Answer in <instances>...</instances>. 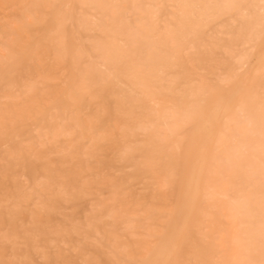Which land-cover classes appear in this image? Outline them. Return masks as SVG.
I'll use <instances>...</instances> for the list:
<instances>
[{
    "label": "rangeland",
    "instance_id": "obj_1",
    "mask_svg": "<svg viewBox=\"0 0 264 264\" xmlns=\"http://www.w3.org/2000/svg\"><path fill=\"white\" fill-rule=\"evenodd\" d=\"M42 1L43 0H0V76H2L0 77V110L3 109L4 103L7 99L3 96L4 91L8 88L6 87L7 82L10 83L11 89H13L17 93L27 89L28 85L31 83L32 79L29 77L28 72L29 69H31V67L34 65L33 61L35 63V57H33V52H35V50H44V53L47 54L48 61H51V58L53 57L52 55L57 53H60L63 57V74L55 80V84H53L51 88L63 90L64 93H60L58 99L52 101L53 104L51 103V107L49 109L44 112L37 111L34 115V118L28 121L29 130L31 128V132H26L25 137L24 134H20L19 138L24 141L29 139L30 137L36 136H38L36 138L40 137L43 140H48L55 136L59 139H63L62 135L57 134L58 132H61L66 127H68V124L70 123V111L65 108V99L67 96L66 93L77 81V78L79 77L78 73L81 74L84 69L89 67L94 68L95 71L91 73L92 82L89 87V95H87V98L89 96H95L96 98L104 99L106 103L111 104V100H115V98L118 97L116 93L114 94V90L117 91L119 90V88H124L126 89V92H129V94H131V98H125L126 100H124L126 103L131 104V112L129 114V119H126L125 121H122L120 125L113 127V131L115 134L113 149L115 150H113V154L109 153V157L107 156L112 165H114L112 170L113 179L115 180V182L113 180V189L101 187L98 189L99 191L97 189L96 191H89L86 194L83 202H80V205L79 203L78 205L74 203L72 204L71 201L61 202L58 205L60 210L57 209L58 214L55 215L56 219L58 217V220L54 219V216H51V218H48L47 220L53 227L56 225H54L52 222L56 223L57 227H63L64 233L62 234V237L61 235L56 236L53 233L54 237L53 235H51L48 239L50 247L45 249V251H37L31 253L29 255L30 261L33 262V264H43L42 261L44 262L45 257L47 256L51 258V264H61V262L63 261L68 262V264H83L85 260L86 262H94L91 264H96L95 262H99L100 264H120L121 260L124 261L127 259L146 260V258L150 254V251H152L155 248L157 242H159L158 239L160 240L163 232H165V230H167L168 227L176 219V208H178L177 204H179L177 201L180 200L179 197H181L182 194L181 186H183L184 183L183 182L181 185V182L184 181V179L182 178H184L183 176L187 174L192 159L197 156L199 142H201L205 135L204 132L206 127L203 126L202 120H200V118H197L199 116L197 112H202L200 113V117H202V115L206 116V112H204L203 109V103L206 102L204 103L205 105L210 101L212 102L217 97V92L220 89V86L223 84L228 89V93L226 94L227 101L230 99L232 93H236L234 95L236 96L237 93L240 92V89L247 91L248 89L254 88L257 94L259 92L261 63L258 64V62L262 61V57L264 55V41L261 40L258 23L255 26V30L250 31L248 27L245 26L246 24L243 21H235L234 18L229 17L226 10L222 8H217L214 12L215 15H202L203 17L198 13L199 9H194L187 13V17L195 21H197V19L198 21L203 20V22L199 26H196L195 29L192 28L191 30L189 28V32H186L188 28H186V30H181L183 34L186 33L185 35H183L185 37H178L177 34H171V32H168L163 28L167 22L179 17L178 11H176L175 9V4L178 0H175V2H172L173 0H136L138 3L135 0H91L90 2L85 3L81 0H48V4L42 3L44 6H42L41 4ZM94 1L95 3H93ZM153 1L154 3H152ZM210 1L212 2V4H224L228 2V0H185V2L190 4H206L211 3ZM257 1L258 0H245V2L255 3ZM110 2L126 5L134 4V6L136 7H128L125 10L121 11L119 14L113 12L114 15L112 16H110L111 14L109 13L108 9L104 10L102 8H88L82 10L79 7L65 9L50 7L52 5L79 6L108 4ZM31 3H35L34 6L39 11L40 17L42 19L40 18L34 20L35 22H32L33 14L31 11H29V9H25L22 13L21 8H28ZM148 3H150L151 5ZM5 5H8V7H5ZM156 5L163 7H157L159 9L154 10L156 8ZM171 6H173L174 8H172ZM133 9H135V11ZM60 10L64 11L61 12ZM125 12L128 13L125 14ZM81 14L84 18H86L88 22L85 21V19L82 20ZM188 14L190 15V17ZM101 15H103L104 17ZM177 15L178 17L176 18ZM115 16L116 18H114ZM131 17L134 19H132ZM140 18L143 19L141 20ZM167 19H169V21ZM112 20L113 26L120 25L123 27L122 32L109 30V27L106 26V22L108 23ZM80 21L85 23H82ZM2 22H4V24ZM134 22L137 24L136 26H134ZM90 23H94L95 25L100 24V26H104L105 29H100L101 31L99 29H89L87 26ZM151 23H153L154 29L150 26ZM142 26L143 28L145 27L144 29H146V32H144L145 30L142 28ZM244 26L245 28H247L245 29ZM129 28L130 31L128 30ZM150 28L155 31L151 30ZM142 29L144 31H142ZM11 31L12 33H10ZM134 32L137 35V40L134 37ZM166 32L167 34H165ZM190 32L193 34H191ZM139 34L142 35V39L141 35ZM9 36L11 38H9ZM76 36H78V38ZM144 36L146 38H144ZM160 36L164 39L160 38ZM211 36L212 38L214 37V40L211 38ZM127 38L129 40L131 39L132 41L130 43H126L125 40H128ZM60 39L64 42L63 45L62 42L59 41ZM169 39L170 41L172 40L171 43L170 41H167ZM17 40H22L26 44V46H28L27 56L19 63H15L13 61L14 59H9L6 62L4 57L3 43H5V41H8L9 43L14 44L16 47ZM134 41H138L136 42L137 45ZM141 41H146L147 43L145 42L144 44L141 43ZM206 41L209 43H207ZM217 41L218 43H216ZM133 42L135 43V45H132ZM124 46H126V49ZM128 46H131L129 47L130 51H128ZM100 47L103 49H101ZM104 47H106L107 50ZM205 47L206 49H204ZM97 48L99 49V51H101L100 53L98 50H96ZM141 48L144 50L141 51ZM150 49L153 51V56ZM153 49H157L156 52ZM51 50L53 51L52 53ZM115 50L118 52H116ZM145 50H149V52L147 51V57V53ZM63 51L65 53V56ZM114 52H116V55H114ZM193 52L195 53L193 54ZM140 53H142L141 56H139ZM103 54H108L110 56H108V59H105L104 57L101 58V55ZM149 54L153 57L154 61L153 59L149 58ZM156 54L158 56H154ZM195 54H198V57H196ZM49 55L51 56V58ZM97 56L98 58L100 57V59H97ZM166 56L168 57V60ZM139 57L141 59H139ZM195 57L197 58L196 60ZM115 58L119 60L115 61ZM259 58H261V60L257 61L259 60ZM85 59H87V61ZM164 59L166 61H164ZM148 60L152 62H149ZM256 62L258 66H256ZM96 64L99 65V67L96 66ZM112 64L113 67H115L117 75L119 77L116 76L117 78L115 77L113 79L109 77L103 81L98 80V72L101 70V73H108L111 69ZM135 64L138 67H136ZM85 65H87L88 67ZM204 67H206L205 70L203 69ZM137 68L141 69L142 71H137ZM142 68L144 69V73ZM149 68H154V71L153 69L151 70ZM156 68L158 69V71H156ZM147 70L152 72H147ZM181 70L183 72H181ZM202 70H204V72ZM129 71H131V73H129ZM188 71H191L192 73H187ZM194 71H196V73ZM179 73L181 75H179ZM184 73L185 75H182ZM142 74H144V77ZM125 75L126 77H124ZM191 75H193V77ZM146 76L149 78H146ZM199 76L203 77L201 78ZM120 77H122L121 80H119ZM190 78H192V80ZM245 80L246 84L238 90L237 85H240V81L241 83H243L242 81ZM221 81H223V84L221 83ZM103 83L104 85H106L107 91L102 89ZM140 83H144L146 84V86H140ZM189 83H191V85ZM134 85L136 86V88ZM204 87L206 89H204V91H201ZM131 88H133L134 91H132ZM135 89L137 91H135ZM112 90L113 94L111 93ZM235 90L236 92H234ZM163 95H165L166 98H173L172 102H169L170 99H163ZM234 96L232 95V97ZM130 100H132L133 102ZM154 104L156 105L154 106ZM188 107L189 109L185 111V109H187ZM195 107L202 108L199 109ZM237 107L238 105L235 104L234 111L232 113H227L226 115H224V117L221 119V121L223 120L222 122L218 119L212 120L213 133L210 141V143H212L211 145H209L207 167L203 173L205 179L203 178L204 181H202V195L200 200L198 201L192 222L186 229L183 237V240H190L198 245L197 254L195 256H192V258L196 257L198 259L216 260L219 262L222 261L223 263L221 262V264H238L240 260L244 259V252L240 244L241 240L250 241L255 246L257 251L259 248V246L257 245L260 244V178L258 174V139L255 145L257 150L256 156L255 158H252L248 154V149L246 148L244 142L241 141L235 134L237 125L238 123H240V116L236 110ZM190 111L192 113H189ZM105 112L109 114L110 110L107 109ZM66 114L69 115L67 116ZM225 123H227V125ZM195 125L198 127H196ZM50 128L52 129L50 130ZM122 133H125L126 135ZM116 134L118 135L116 136ZM194 134L196 135L194 136ZM191 156L194 157L190 159ZM33 168L38 169L37 165H34ZM183 173L184 175H182ZM166 181L168 184L165 183V186V184L163 183ZM162 185L164 186L162 187ZM116 190L118 191V193H120V195H118L117 192L115 194ZM89 193L90 195L93 194V196H90ZM112 194L115 196L118 195L116 196L117 198L121 197L122 195L123 197H121L120 199H124L125 202H115V200H113L114 198H111L113 200L112 201L110 199ZM95 199L98 201H96ZM104 199H106L107 203ZM94 201L96 205L94 204ZM132 201L135 202L132 203ZM127 202L131 204H127ZM107 204H109V207H105V205ZM134 204L142 205H138L136 209V206ZM124 205L126 207H123ZM143 205L144 207H142ZM155 205L157 208H155ZM250 205H252V207H250ZM101 208L102 210L104 209V212H101ZM134 210L137 212H135ZM109 211L110 213L108 214ZM68 212L69 216H66L68 215ZM96 212H101L99 214V217H101L100 215L102 214L103 219L101 217L100 220H98L99 217L97 215L98 213ZM60 213L62 216L60 215ZM257 213L258 215H256ZM90 214L92 216L94 214V216L92 217ZM107 215L110 217H108ZM111 215H116L117 217L115 219H112ZM51 219H53V221ZM93 219H95L96 221ZM138 219H140L141 221ZM61 225L63 226L61 227ZM67 226L69 228V233L71 229H78L80 232L81 230H86L88 234L84 231L83 233L85 234L83 235L82 232L79 233V236L81 235V238L78 235H72L71 237V234H69L68 236V230L66 231ZM128 226H130V228ZM106 230L109 231L107 232ZM151 231L152 233H149ZM89 232H91V234ZM109 232L111 233V237L106 236L109 235ZM131 233L132 236L130 235ZM63 235L65 237H63ZM223 235L225 237H223ZM52 237L54 238V240L52 239ZM220 237L223 241L219 239ZM57 238L59 239L57 240ZM64 238H66L67 240ZM210 240L213 242V244H210ZM92 242L100 247V249H98L100 253L97 251V249H94ZM112 242L113 244H111ZM220 242H222L223 244H220ZM87 243L89 246H91L88 247ZM139 243L141 244V246ZM232 243L233 246H231ZM102 244L104 247H106L105 249ZM222 245L226 246L222 247ZM73 246L78 248L73 249ZM52 247L56 248L57 250L52 249ZM49 248H51L53 252L49 250ZM71 248L73 250H71ZM137 249L140 251V253ZM82 250L85 251L82 252ZM57 251L60 253L57 254ZM123 251L125 254L123 253ZM230 251L232 252V255ZM42 252H45L46 256ZM108 252H110V254ZM126 253L127 257H125ZM54 254H56L58 257H54L56 256ZM110 255L114 256L113 263L109 260ZM218 255L219 257H217ZM235 255H237L238 257ZM56 258H61V261H57ZM62 258L65 260H63ZM107 258L109 262L107 261ZM219 258L221 260H219ZM118 260L120 262H118Z\"/></svg>",
    "mask_w": 264,
    "mask_h": 264
},
{
    "label": "bare ground",
    "instance_id": "obj_2",
    "mask_svg": "<svg viewBox=\"0 0 264 264\" xmlns=\"http://www.w3.org/2000/svg\"><path fill=\"white\" fill-rule=\"evenodd\" d=\"M36 1V0H34ZM53 1V0H52ZM67 1V0H65ZM80 1V0H79ZM82 2H90L91 0H81ZM115 1V0H114ZM118 1V0H117ZM136 1V0H135ZM149 1V0H148ZM164 1V0H163ZM162 1V2H163ZM169 1V0H168ZM177 1V0H176ZM194 1V0H193ZM201 1V0H199ZM207 1V0H206ZM7 2V1H6ZM14 2V1H13ZM39 2V1H38ZM123 2V1H122ZM137 2V1H136ZM172 2H175L173 0ZM192 2V1H191ZM205 2V1H204ZM211 2V1H210ZM218 2V1H217ZM227 2V1H226ZM10 3V2H9ZM8 3V4H9ZM33 3V2H32ZM30 4V6H34V4ZM48 4V0H43L41 4ZM95 3V1L93 2ZM98 3V2H96ZM111 3V2H110ZM138 3V2H137ZM136 3V5H137ZM154 3V1L152 2ZM168 3V2H167ZM195 3V2H194ZM200 3V2H199ZM212 3V2H211ZM219 3V2H218ZM258 3V1L256 2ZM14 4V3H13ZM37 4V3H36ZM42 4V6H44ZM150 4V3H148ZM147 4V5H148ZM158 4V3H157ZM163 4V3H162ZM190 3L185 2V0H178L177 3L175 4V9L178 11V15L176 16L177 19L167 22L164 25V29L168 32H171V34H177L178 37L183 35V32L181 30L188 28L186 32H189V28L192 30V28L195 29L196 26H199L203 20L195 21L193 19H190L187 17V13L190 12L191 10H194L192 8H187L183 7L184 5H189ZM193 4V3H192ZM207 4V3H206ZM221 4V3H220ZM151 5V4H150ZM149 5V6H150ZM164 5V4H163ZM28 8H21L22 13L25 9H29V11L32 12L33 17H32V22L34 20L40 19V14L39 11L35 7H30ZM47 6V5H46ZM50 6V5H49ZM134 6V4H133ZM26 7V6H25ZM169 7V6H168ZM174 8L173 6H171ZM20 8V7H19ZM160 8V7H159ZM159 8H155L154 10H157ZM162 8V7H161ZM65 9V8H64ZM78 9V8H77ZM138 9V7H137ZM149 9V8H148ZM147 9V10H148ZM217 9V8H216ZM216 9H199L198 13L202 15H215V10ZM102 10V9H101ZM106 10V9H104ZM125 10V9H124ZM135 11V9H133ZM150 10V9H149ZM152 10V9H151ZM174 10V9H173ZM28 11V10H27ZM61 12L64 10H60ZM109 13L111 14L110 16L114 15L112 10H108ZM107 11V12H108ZM127 11V10H126ZM172 11V10H171ZM30 12V13H31ZM59 12V11H58ZM64 13V12H63ZM62 13V14H63ZM78 13V12H77ZM116 13V12H115ZM128 12H125V14ZM153 13V12H152ZM171 13V12H170ZM174 13V12H173ZM17 14V13H16ZM108 14V13H107ZM119 14V13H118ZM143 14V12H142ZM169 14V13H168ZM23 15V14H22ZM42 15V14H41ZM139 15V14H137ZM136 15V16H137ZM155 15V14H154ZM158 15V14H157ZM172 15V14H171ZM189 15V14H188ZM198 15V16H200ZM19 16V15H18ZM25 16V15H24ZM32 16V15H31ZM44 16V15H43ZM82 16V14H81ZM80 16V17H81ZM103 16V15H101ZM141 16V15H140ZM197 16V15H194ZM104 17V16H103ZM121 17V15H120ZM172 17V16H170ZM190 17V15H189ZM193 17V16H192ZM203 17V16H202ZM19 18V17H18ZM116 18V16L114 17ZM129 18V17H127ZM132 18V17H131ZM150 18V17H149ZM156 18V17H155ZM200 18V17H199ZM215 18V17H214ZM42 19V18H41ZM88 19V18H87ZM106 19V18H105ZM134 19V18H132ZM141 19V18H140ZM139 19V20H140ZM143 19V18H142ZM141 19V20H142ZM196 19V18H195ZM90 20V19H89ZM102 20V19H101ZM154 20V19H153ZM85 21L86 18H85ZM93 21V20H92ZM105 21V20H104ZM122 21V18H121ZM124 21V19H123ZM152 21V20H150ZM219 21V20H218ZM23 22V20H22ZM35 22V21H34ZM40 22V21H39ZM72 22V21H71ZM82 22V21H80ZM88 22V21H87ZM139 22V21H138ZM142 22V21H141ZM140 22V23H141ZM155 22V21H154ZM157 22V21H156ZM242 22V21H241ZM4 24V22H2ZM62 23V22H61ZM85 23V22H82ZM123 23V22H122ZM121 23V24H122ZM135 23V22H134ZM150 23V22H149ZM208 23V22H207ZM7 24V23H5ZM28 24V23H27ZM31 24V23H30ZM96 24V22H95ZM89 24L87 27L89 29H105L104 26ZM106 26L109 27V30L111 31H116V32H122L123 27L122 26H113V20L110 22H106ZM139 24V23H138ZM69 25V23H68ZM118 25V23H117ZM123 25V24H122ZM134 25V24H133ZM137 24L135 23L134 26ZM143 25V24H142ZM6 26V25H5ZM31 26V25H30ZM86 26V25H85ZM130 26V25H129ZM141 26V24H140ZM148 26V25H147ZM151 27L154 29L153 23L150 24ZM161 26V25H160ZM247 26V25H245ZM244 26V28H245ZM8 27V26H7ZM17 27V26H15ZM61 27V26H60ZM82 27V26H81ZM125 27V25H124ZM239 27V25H238ZM20 28V26H19ZM25 28V27H24ZM141 28V27H140ZM139 28V29H140ZM143 28V26H142ZM145 28V27H144ZM143 28V29H144ZM198 28V27H197ZM243 28V29H244ZM247 28V27H246ZM245 28V29H246ZM11 29V28H9ZM14 29V27H13ZM87 29V28H86ZM142 31L146 32V29ZM151 29V28H150ZM149 29V30H150ZM151 29V30H153ZM199 29V28H198ZM240 29V28H239ZM5 30V29H4ZM70 30V29H69ZM130 31V28L128 29ZM157 30V29H156ZM10 31V30H8ZM15 31V30H14ZM24 31V30H23ZM101 31V30H100ZM133 31V30H132ZM155 31V30H153ZM163 31V30H162ZM236 31V30H235ZM242 31V30H241ZM17 32V31H16ZM138 32V31H137ZM151 32V31H149ZM4 33V32H3ZM2 33V34H3ZM12 33V31L10 32ZM126 33V32H125ZM135 33V32H134ZM139 33V32H138ZM142 33V32H141ZM191 33V32H190ZM1 34V33H0ZM76 34V31H75ZM127 34V33H126ZM129 34V33H128ZM132 34V32H131ZM148 34V33H146ZM167 34V32L165 33ZM164 34V35H165ZM170 34V33H169ZM193 34V33H191ZM5 35V34H4ZM8 35V34H7ZM58 35V34H57ZM141 35V34H139ZM138 35V37H139ZM158 35V34H157ZM162 35V34H161ZM176 35V36H177ZM1 36V35H0ZM84 36V35H83ZM134 36V34H133ZM136 33H135V39L136 38ZM188 36V35H187ZM14 37V36H13ZM12 37V38H13ZM24 37V36H23ZM57 37V36H56ZM78 38V36H76ZM128 37V36H127ZM154 37V36H153ZM168 37V36H167ZM172 37V36H171ZM181 37V38H182ZM197 37V36H196ZM210 37V36H208ZM9 38H11L9 36ZM8 38V39H9ZM144 38H146L144 36ZM160 38H163L160 36ZM173 38V37H172ZM187 38V37H186ZM191 38V37H190ZM212 38V36H211ZM214 38V37H213ZM212 38V39H213ZM19 39V38H18ZM101 39V38H100ZM112 39V38H110ZM128 39V38H127ZM142 39V35H141ZM158 39V38H157ZM164 39V38H163ZM171 39V38H170ZM167 40V41H170ZM180 39V38H179ZM185 39V38H184ZM183 39V40H184ZM192 39V38H191ZM197 39V38H196ZM211 39V40H212ZM10 40V39H9ZM108 40V38H107ZM116 40V39H115ZM114 40V43H115ZM145 40V39H144ZM143 40V41H144ZM174 40V39H173ZM205 40V39H204ZM214 40V39H213ZM219 40V39H217ZM234 40V38H233ZM61 41V39L59 40ZM110 41V40H109ZM118 41V40H117ZM132 40L128 39L125 40L126 43H130ZM162 41V40H161ZM166 41V43H167ZM172 41V40H171ZM170 41V43H171ZM186 41V40H185ZM184 41V42H185ZM216 41V39H215ZM11 42V41H10ZM13 42V41H12ZM62 45L64 44L63 41ZM113 42V41H111ZM135 42V41H134ZM133 42V43H134ZM138 42V41H136ZM135 42V43H136ZM140 42V41H139ZM146 42V41H145ZM142 42L141 43H144ZM164 42V41H163ZM162 42V43H163ZM200 42V41H199ZM207 42V41H206ZM102 43V42H101ZM111 43V44H114ZM132 45H135V43ZM147 43V42H146ZM158 43V42H157ZM204 43V42H203ZM209 43V42H207ZM218 43V41L216 42ZM263 43V42H262ZM4 44V43H3ZM104 44V43H103ZM100 44V45H103ZM223 44V43H222ZM137 45V43H136ZM152 45V44H151ZM160 45V44H159ZM215 45V44H213ZM221 45V44H219ZM240 45V44H239ZM50 46V45H48ZM92 46V45H91ZM106 46V45H104ZM109 46V44H108ZM107 46V47H108ZM145 46V45H144ZM203 46V44H202ZM223 46V45H222ZM221 46V47H222ZM58 47V46H56ZM54 47V48H56ZM97 47V45H96ZM126 49V46H124ZM123 47V48H124ZM128 46V51H130ZM133 47V46H132ZM136 47V46H135ZM140 47V46H139ZM152 47V46H151ZM155 47V45H154ZM207 47V46H206ZM206 47L204 49H206ZM219 47V46H216ZM264 47V46H263ZM17 52L15 59L13 60L15 63H19L21 60H23L27 56V49L28 46L22 41V40H17L16 41V47ZM101 48V47H100ZM106 48V47H104ZM114 48V47H113ZM120 48V47H118ZM144 48V47H142ZM141 48V49H142ZM147 48V47H146ZM175 48V47H174ZM45 49V48H44ZM103 49V48H101ZM110 49V48H108ZM112 49V47H111ZM122 49V48H121ZM132 49V48H131ZM139 49V50H141ZM148 49V48H147ZM155 49V48H154ZM153 49V50H154ZM203 49V48H202ZM217 49V48H216ZM264 49V48H263ZM262 49V50H263ZM48 50V49H47ZM50 50V49H49ZM96 50L99 51L97 48ZM107 50V48H106ZM118 50V49H117ZM123 50V49H122ZM142 49L141 51H143ZM151 50V49H150ZM157 50V49H156ZM156 50H154L156 52ZM221 50V49H220ZM89 51V49H88ZM92 51V50H91ZM95 51V49H94ZM109 51V50H108ZM116 51V50H115ZM124 51V50H123ZM126 51V52H128ZM146 51V50H145ZM149 52V50H147ZM146 51V57L148 56V52ZM152 51V50H151ZM204 51V50H203ZM207 51V50H206ZM210 51V50H209ZM53 51L51 50V53ZM57 52V51H56ZM83 52V51H82ZM101 51H99L100 53ZM106 52V51H105ZM104 52V53H105ZM118 52V51H116ZM116 52H114L116 55ZM154 52V53H155ZM159 52V51H158ZM196 52V51H195ZM193 52V54L195 53ZM205 52V51H204ZM261 52V51H259ZM64 53V51H63ZM81 53V52H80ZM93 53V52H92ZM107 53V52H106ZM121 53V52H119ZM130 53V52H129ZM225 53V52H224ZM263 53V52H262ZM84 54V53H82ZM89 54V53H88ZM94 54V53H93ZM110 54V53H109ZM126 54V53H125ZM133 54V53H132ZM143 54V55H145ZM160 54V53H159ZM162 54V53H161ZM204 54V53H203ZM207 54V52H206ZM214 54V53H213ZM119 55V54H118ZM134 55V54H133ZM142 53H140L139 56H141ZM150 55V54H149ZM196 57H198V54H195ZM50 56V55H49ZM53 57L50 58L52 59L51 61H48L47 59V54L44 53V50H35L33 52V57H35V63L33 61V66L31 69H29L28 75L32 79L31 83L28 85L27 89H25L22 92H15L13 89H11L10 83L7 82L6 87L7 90L4 91L3 96L6 97V101L4 103V107L2 110H0V259H5V258H11V257H6L5 251H6V245L4 243V240L2 237L4 234H8L10 239L13 241L12 244L7 245V251L12 252L13 247L16 249V258H22L30 261L29 255L33 252L37 251H45L48 247H50L48 239L51 235L54 234L56 236L62 237L63 232V225H61L62 228L57 227V224L52 222L56 226H52L49 221L47 220L48 218H51V216H54V219H56V214H58L59 207L58 205L61 202H67L71 201L73 204H77L85 199L86 194L89 191L98 190L101 187H107L113 189V166L111 161L107 158L109 157V153H112L113 150V142H114V131L113 127L120 125L122 121H125L126 119H129L130 112H131V104L126 103L124 100L125 98H131V94L129 92H126V89L124 88H119V90H114V94L118 95L115 100H111V104H108L104 101V99H99L96 98L95 96H89L87 98V95H89V87L92 82L91 80V73L94 72V68L89 67L84 69V71L79 74V77L77 78V81L73 84V86L69 89V91L66 93V99H65V108L70 111V123L68 124V127H64L65 129L61 132H58L57 135H62L63 139H59L56 136L48 139V140H43L40 137H30L27 140H21L19 138L20 134H24L30 131L29 126H28V121L34 118V115L37 111H46L51 107V103L53 104L52 101H55L58 99V96L60 93H64L63 90H59L57 88H51L53 84H55V80L63 74V57L60 53L52 55ZM65 56V53H64ZM88 56V55H87ZM108 54H103L101 55V58L104 57L105 59H108ZM112 56V55H111ZM128 56V54H127ZM137 56V55H136ZM152 56H153V51H152ZM151 55L149 56L150 59H153ZM154 56H158L157 54ZM160 56V55H159ZM89 57V56H88ZM119 57V56H118ZM123 57V56H122ZM126 57V56H125ZM152 57V58H151ZM167 57V56H166ZM165 57V58H166ZM173 57V55H172ZM194 57V55H193ZM195 57V60L197 59ZM264 57V55H263ZM262 57V58H263ZM79 58V57H77ZM83 58V57H82ZM111 58V57H110ZM137 58V57H135ZM145 58V57H142ZM148 58V59H149ZM155 58V57H154ZM163 58V56H162ZM210 58V57H209ZM217 58V57H216ZM1 59V58H0ZM88 59V58H87ZM87 59H85L87 61ZM97 59H100V57ZM121 59V58H120ZM139 59H141L139 57ZM159 59V58H156ZM161 59V58H160ZM190 59V57H189ZM82 60V59H81ZM119 59L115 58V61ZM168 60V57H167ZM194 60V59H193ZM261 58H259L260 61ZM32 61V60H31ZM78 61V60H77ZM102 61V60H101ZM122 61V60H121ZM137 61V60H136ZM139 61V60H138ZM149 61V60H148ZM154 61V59H153ZM164 61H166L164 59ZM191 61V59H190ZM123 62V61H122ZM143 62V61H142ZM145 62V61H144ZM152 62V61H149ZM148 62V63H149ZM163 62V61H162ZM75 63V62H74ZM73 63V64H74ZM78 63V62H77ZM120 63V62H119ZM140 63V62H139ZM160 63V60H159ZM231 63V62H230ZM258 62V64H260ZM5 64V63H4ZM92 64V63H91ZM152 64V63H151ZM29 65V64H28ZM88 65V63H87ZM85 65V66H87ZM147 65V64H146ZM149 65V64H148ZM235 65V64H234ZM5 66V65H4ZM84 66V67H85ZM96 66L99 67V65L96 64ZM136 66V64H135ZM208 66V65H207ZM256 66L257 62H256ZM255 66V67H256ZM88 67V66H87ZM138 67V66H136ZM142 67V66H141ZM144 67V66H143ZM147 67V66H146ZM4 68V67H3ZM131 68V67H130ZM206 67L203 69L205 70ZM5 69V68H4ZM65 69V68H64ZM80 69V68H79ZM126 69V68H125ZM143 69V68H142ZM151 69V68H149ZM154 71V68H152ZM151 69V70H152ZM157 69V68H156ZM7 70V69H6ZM24 70V69H23ZM133 70V67H132ZM136 70V69H134ZM141 70L137 68V71ZM146 70V69H145ZM164 70V69H163ZM188 70V69H186ZM197 70V66H196ZM204 70H202L204 72ZM22 71V70H21ZM101 71V70H100ZM98 72L97 78L100 81L105 80L106 78H115L117 75L115 67H113V64L111 65V69L109 70L108 73L104 74L101 72ZM103 71V69H102ZM142 71V70H141ZM140 71V72H141ZM158 71V69L156 70ZM162 71V70H161ZM184 71V69H183ZM181 70V72H183ZM26 72V71H25ZM78 72V70H77ZM147 72H152L148 71ZM191 71H188L189 73ZM193 72V70H192ZM191 72V73H192ZM196 73V71H194ZM207 72V71H206ZM97 73V72H96ZM95 73V74H96ZM131 73V71H129ZM142 73V72H141ZM144 73V69H143ZM199 73V72H198ZM201 73V72H200ZM7 74V73H6ZM26 74V73H25ZM134 74V73H133ZM139 74V73H137ZM149 74V73H147ZM146 74V75H147ZM153 74V73H152ZM157 74V73H156ZM11 75V74H10ZM27 75V76H28ZM141 75V74H139ZM144 77V74H142ZM169 75V74H168ZM177 75V74H176ZM179 75H181L179 73ZM178 75V76H179ZM182 75H185L182 74ZM205 75V74H204ZM203 75V76H204ZM135 76V75H133ZM153 76V75H152ZM193 77V75H191ZM199 76V77H203ZM2 77V76H0ZM116 77V78H117ZM126 77V75L124 76ZM157 77V76H156ZM171 77V76H170ZM182 77V76H181ZM250 77V76H249ZM122 77H120L119 80H121ZM141 78V77H139ZM146 78H149L146 76ZM164 78V77H163ZM180 78V77H179ZM188 78V77H187ZM230 78V77H229ZM151 79V78H150ZM149 79V80H150ZM174 79V78H173ZM177 79V78H176ZM192 80V78H190ZM245 79V78H244ZM251 79V78H250ZM23 80V79H22ZM109 80V79H108ZM123 80V79H122ZM135 80V78H134ZM133 80V81H134ZM145 80V79H144ZM185 80V79H184ZM253 80V79H252ZM141 81V80H140ZM166 81V80H165ZM172 81V78H171ZM175 81V80H174ZM74 82V81H73ZM240 81V85L238 84V90L242 88L246 84V80ZM135 83V82H134ZM133 83V84H134ZM148 83V82H147ZM171 83V82H170ZM177 83V82H175ZM220 83V82H219ZM164 84V83H163ZM180 84V83H179ZM188 84V83H187ZM191 85V83H189ZM223 84V83H222ZM117 85V84H116ZM140 86H146L144 83H140ZM184 85V84H183ZM193 85V84H192ZM196 85V84H195ZM202 85V84H201ZM59 86V85H58ZM93 86V85H92ZM135 86V85H134ZM165 86V85H164ZM173 86V85H172ZM182 86V85H181ZM139 87V86H138ZM207 87V86H205ZM203 88L204 89L206 88ZM2 88V87H1ZM64 88V87H63ZM136 88V86H135ZM140 88V87H139ZM184 88V87H183ZM188 88V87H187ZM200 88V87H199ZM16 89V88H15ZM103 90H106V85L102 86ZM117 89V87H116ZM143 89V87H142ZM177 89V88H176ZM190 89V88H189ZM194 89V88H193ZM237 89V88H236ZM245 89V88H244ZM113 90L111 93L113 94ZM132 91L133 88H131ZM243 90V89H240ZM1 91V90H0ZM107 91V90H106ZM135 91H137L135 89ZM144 91V90H143ZM189 91V90H188ZM165 92V91H164ZM187 92V90H186ZM195 92V91H193ZM191 92V93H193ZM236 92V90L234 91ZM1 93V92H0ZM203 93V92H201ZM228 93V89L225 87V85H221L220 89L217 92V97L211 102L207 103L204 105L203 103V109L204 112H206V116L202 115L197 118H200L202 120L203 126L206 127L205 132H204V138L199 142L198 146V154L196 157L192 159L190 168L187 172V174L184 175L182 179L184 181L181 182V185L183 183V186H181L182 189V194L181 197H179V201H177L179 204L177 209V214H176V219L175 221L163 232V235H161L160 240L158 239L159 242H157L155 248L150 251V254L146 258L148 261H154V260H163V259H168V251L170 249V246L177 240H183L184 234L188 226L191 224L194 212L197 208L198 201L201 198L202 195V181L203 178V173L207 167V160L209 156V145H211V137H212V120L213 119H218L221 121V119L226 115L227 113H232L235 109V104L233 103V97L235 94L232 93L230 99L227 101L226 100V94ZM144 94V93H143ZM101 96V95H100ZM169 96V95H168ZM163 99L169 100L170 98H166L165 95H163ZM161 97V99H162ZM2 99V98H1ZM136 99V98H135ZM154 99V98H153ZM157 99V97H156ZM4 100V99H3ZM134 100V99H133ZM145 100V98H144ZM173 98L169 100V102H172ZM175 100V99H174ZM132 101V100H130ZM152 101V100H151ZM133 102V101H132ZM138 102V101H137ZM149 102V101H148ZM168 102V103H169ZM177 102V101H176ZM57 103V102H56ZM114 103V104H113ZM146 103V102H145ZM167 103V104H168ZM174 103V102H173ZM201 103V102H200ZM157 104V103H156ZM154 104V106L156 105ZM141 105V104H140ZM158 105V104H157ZM168 106V105H167ZM134 107V106H133ZM140 107V106H139ZM175 107V106H174ZM177 107V106H176ZM61 108V107H60ZM149 108V106H148ZM199 108V107H195ZM194 108V110H195ZM200 107L199 109H201ZM109 109L110 112L109 114L106 113L105 111ZM145 109V108H143ZM189 107L186 110H188ZM134 110V109H133ZM182 110V109H179ZM63 111V110H61ZM178 111V110H177ZM184 111V112H185ZM201 111V110H200ZM136 112V111H135ZM134 112V113H135ZM174 112V111H173ZM188 112V111H187ZM177 113V112H176ZM186 113V112H185ZM184 113V114H185ZM189 113H192L191 111ZM196 113V112H195ZM194 113V116H195ZM48 114V112H47ZM67 116L69 114H66ZM51 116V114H50ZM189 116V115H188ZM56 117V116H54ZM52 117V118H54ZM50 118V117H49ZM58 118V117H57ZM48 119V117H47ZM57 120V119H56ZM167 120V119H166ZM171 120V119H170ZM188 120V119H187ZM69 121V120H68ZM173 121V120H172ZM219 121V122H220ZM223 121V120H222ZM221 121V122H222ZM54 122V121H53ZM171 122V121H170ZM198 122V121H197ZM196 123V122H195ZM199 123V122H198ZM197 123V124H198ZM66 124V122H65ZM227 125V123H225ZM230 124V123H229ZM228 124V125H229ZM51 126V125H50ZM196 126V125H195ZM225 126V125H224ZM231 126V125H230ZM40 127V125H39ZM122 127V126H121ZM198 127V126H196ZM195 127V128H196ZM102 128V129H99ZM117 128V127H116ZM52 128H50L51 130ZM170 129V128H169ZM193 129V128H192ZM215 129V128H214ZM36 130V129H35ZM115 130V129H114ZM129 130V129H128ZM199 130V129H198ZM59 131V130H58ZM31 132V131H30ZM36 132V131H35ZM41 132V131H40ZM122 132V131H120ZM219 132V131H218ZM46 133V132H45ZM132 133V132H131ZM171 133V132H170ZM217 133V131H216ZM38 134V133H37ZM120 134V133H119ZM125 134V133H122ZM121 134V135H122ZM202 134V133H201ZM118 134H116L117 136ZM120 135V136H121ZM126 135V134H125ZM196 134H194L195 136ZM61 136V137H62ZM115 136V137H116ZM123 136V135H122ZM128 136V135H127ZM171 136V135H170ZM193 136V137H194ZM199 136V135H198ZM214 137V136H213ZM48 138V137H47ZM201 138V137H200ZM125 139V138H124ZM190 139V138H189ZM186 140V139H185ZM199 140V138H198ZM24 141V142H23ZM196 141V140H195ZM63 142V143H61ZM116 142V141H115ZM168 142V141H166ZM197 143V142H196ZM191 144V143H190ZM187 145V144H186ZM116 146V145H115ZM218 148V147H217ZM197 150V149H196ZM145 151V150H144ZM197 152V151H196ZM113 154V153H112ZM196 155V154H195ZM96 156V158H95ZM111 156V155H110ZM138 158V157H137ZM147 158V157H146ZM113 162V161H112ZM189 162V161H188ZM187 162V163H188ZM130 163V162H129ZM34 165H37L38 169H34ZM134 165V164H133ZM187 165V164H186ZM186 168V167H185ZM212 168V167H211ZM183 170V168H182ZM184 172V170H183ZM234 172V171H233ZM177 174V173H176ZM172 176V175H171ZM151 179V178H150ZM115 182V180H114ZM163 182V181H162ZM165 184V182L163 183ZM168 184V183H167ZM164 185H162L163 187ZM166 186V184H165ZM179 186V185H178ZM117 187V186H116ZM103 188V189H104ZM160 188V187H159ZM127 189V187H126ZM180 190V189H179ZM99 191V190H98ZM114 192V191H112ZM118 193V191H115ZM181 192V191H179ZM93 193V192H92ZM97 193V192H96ZM111 194V193H110ZM126 194V193H125ZM90 195V193H89ZM120 195V193H118ZM116 195V196H118ZM124 195V194H123ZM90 196H93L90 195ZM96 196V195H95ZM104 196V195H103ZM115 195L112 194L110 199L114 198L115 202L123 203L125 202L124 199H120L123 197L117 198ZM208 197V195H207ZM92 198V197H91ZM100 198V197H99ZM102 198V197H101ZM107 198V196H106ZM94 199V198H93ZM111 199V200H112ZM96 200V199H95ZM103 200V199H102ZM106 202V199H104ZM112 200V201H113ZM91 201V200H90ZM89 201V202H90ZM98 201V200H96ZM128 201V200H126ZM93 202V200H92ZM91 202V203H92ZM135 201H132V203ZM137 202V201H136ZM103 203V202H100ZM107 203V202H106ZM112 203V202H111ZM93 204V203H92ZM95 204V201H94ZM126 204V203H125ZM127 204H131L127 202ZM143 204V203H142ZM142 204H137V206L142 205ZM158 204V203H157ZM96 205V204H95ZM109 204L105 205V207H109ZM115 205V204H114ZM70 206V205H69ZM76 206V205H75ZM154 206V205H153ZM77 207V206H76ZM98 207V206H97ZM123 207H126L125 205ZM144 207V205L142 206ZM159 207V205H158ZM100 208V207H99ZM97 208V209H99ZM120 208V207H119ZM133 208V207H132ZM155 208L156 205H155ZM257 208V207H256ZM96 209V208H95ZM60 210V209H59ZM104 210V209H103ZM101 208V212H104ZM97 211V210H96ZM106 211V210H105ZM126 211V210H125ZM135 211V210H134ZM144 211V210H143ZM95 212V211H94ZM100 212V213H101ZM127 212V211H126ZM137 212V211H135ZM259 212V211H258ZM98 213V212H96ZM98 213V217L99 214ZM110 211L108 212V214ZM112 213V212H111ZM123 213V212H122ZM132 213V212H131ZM139 213V212H138ZM141 213V212H140ZM69 216V212L67 213ZM73 214V213H72ZM106 214V213H105ZM114 214V213H113ZM142 214V213H141ZM61 215V213H60ZM59 215V216H60ZM64 215V214H63ZM91 215V214H90ZM96 215V216H97ZM119 215V213H118ZM130 215V214H129ZM134 215V214H133ZM136 215V214H135ZM145 215V214H144ZM200 215V214H199ZM258 215V213L256 214ZM62 216V215H61ZM71 216V214H70ZM73 216V215H72ZM92 216V215H91ZM94 216V214H93ZM92 216V217H93ZM102 217V214L100 215ZM108 216V215H107ZM140 216V215H139ZM98 220H100V218ZM106 217V216H105ZM110 217V216H108ZM117 216L116 215H111L112 219H115ZM119 217V216H118ZM123 217V216H122ZM121 217V218H122ZM143 217V216H142ZM53 218V217H52ZM138 218V217H137ZM145 218V217H144ZM88 219V218H87ZM103 219V217H102ZM110 219V218H108ZM127 219V218H126ZM53 221V219H51ZM58 220V217L57 219ZM61 220V219H60ZM83 220V219H82ZM95 220V219H93ZM140 220V219H138ZM96 221V220H95ZM111 221V220H110ZM109 221V222H110ZM116 221V220H115ZM118 221V220H117ZM141 221V220H140ZM61 222V221H60ZM59 222V223H60ZM90 222V221H89ZM112 222V221H111ZM128 222V221H127ZM66 223V222H65ZM114 223V222H113ZM198 223V222H197ZM61 224V223H60ZM59 224V225H60ZM58 225V226H59ZM67 225V224H66ZM213 225V224H212ZM215 226V225H214ZM213 226V227H214ZM130 228V226H128ZM137 227V226H136ZM194 227V226H193ZM68 226L66 227V231L68 230L67 235L71 234L72 235H78L79 233L82 232V235L85 234L83 233L86 230H81V232L78 229H71L69 233V228ZM93 228V227H92ZM127 228V227H126ZM132 228V227H131ZM135 228V227H133ZM90 229V228H89ZM123 229V228H122ZM215 229V228H214ZM112 230V229H111ZM217 230V229H216ZM65 231V233H66ZM98 231V230H97ZM107 231V230H106ZM109 231V230H108ZM107 231V232H108ZM113 231V230H112ZM123 231V230H122ZM105 232V233H107ZM126 232V231H125ZM148 232V231H147ZM213 232V231H212ZM54 233V234H53ZM87 233V232H86ZM91 234V232H89ZM102 233V232H101ZM122 233V232H121ZM149 233H152L149 232ZM88 234V233H87ZM94 234V233H93ZM110 236V232L108 233ZM118 234V233H117ZM132 236V233L130 234ZM135 235V234H134ZM152 235V234H151ZM222 235V234H221ZM122 236V235H121ZM220 236V235H219ZM52 239L54 240V238ZM63 237H65L63 235ZM81 238V235L79 236ZM111 237V236H110ZM113 237V236H112ZM223 237H225L223 235ZM222 237V238H223ZM75 238V237H74ZM101 238V237H100ZM114 238V237H113ZM131 238V237H130ZM59 238H57L58 240ZM62 239V238H61ZM66 239V238H64ZM70 239V238H69ZM72 239V238H71ZM109 239V237H108ZM220 240L221 237L219 238ZM56 240V241H57ZM67 240V239H66ZM107 240V238H106ZM136 240V239H135ZM50 241V240H49ZM111 241V240H110ZM223 241V240H222ZM63 242V241H62ZM78 242V241H77ZM95 242V241H93ZM92 242V243H93ZM99 242V241H98ZM116 242V241H115ZM135 242V241H134ZM89 243V242H88ZM87 243V245H88ZM91 243V244H92ZM137 243V242H136ZM213 244V242L210 240V244ZM222 242H220L221 244ZM100 244V243H99ZM113 244V242L111 243ZM138 244V243H137ZM140 244V243H139ZM223 244V243H222ZM225 244V243H224ZM227 244V243H226ZM237 244V243H236ZM234 244V245H236ZM66 246V245H64ZM91 246V245H90ZM88 245V247H90ZM103 246V244H102ZM141 246V244H140ZM208 246V245H207ZM226 246V245H222ZM233 246V243L231 244ZM259 246V244L257 245ZM70 247V246H69ZM73 249H77L78 247L73 246ZM94 249H100L99 246L95 245L93 243ZM104 247V246H103ZM116 247V246H115ZM221 247V248H222ZM235 247V246H234ZM238 247V246H237ZM68 248V247H66ZM106 247H104L105 249ZM127 248V247H126ZM141 248V247H140ZM214 248V247H213ZM220 248V246H219ZM52 249H56L52 247ZM59 249V248H58ZM71 248V250H73ZM81 249V247H80ZM85 249V248H84ZM91 249V248H90ZM132 249V247H131ZM150 249V248H149ZM148 249V250H149ZM225 249V248H223ZM51 250V248H49ZM57 250V249H56ZM64 250V249H63ZM92 250V249H91ZM107 250V249H106ZM119 250V248H118ZM126 250V249H125ZM130 250V249H129ZM128 250V252H129ZM138 250V249H137ZM142 250V249H141ZM216 250V249H215ZM220 250V249H219ZM53 252V250H51ZM80 251V250H78ZM85 251V250H84ZM82 250V252H84ZM95 251V250H93ZM96 251V253H97ZM108 251V250H107ZM112 251V250H111ZM115 251V250H114ZM136 251V249H135ZM139 251V250H138ZM144 251V249H143ZM56 252V251H54ZM61 252V250H60ZM57 251V254L60 253ZM64 252V251H63ZM62 252V253H63ZM99 252V251H98ZM102 252V251H101ZM104 252V251H103ZM131 252V251H130ZM147 252V251H146ZM209 252V251H208ZM217 252V251H216ZM231 252V251H230ZM236 252V251H235ZM45 255V252H42ZM87 253V252H86ZM100 253V252H99ZM106 253V252H105ZM110 254V252H108ZM112 253V252H111ZM124 253V251H123ZM140 253V251H139ZM225 253V252H222ZM242 253V252H240ZM50 254V253H48ZM74 254V253H73ZM79 254V253H78ZM125 254V253H124ZM123 254V255H124ZM229 254V252H228ZM236 254V253H235ZM41 255V254H40ZM43 255V256H44ZM56 255V254H54ZM82 255V253H81ZM90 255V254H89ZM106 255V254H105ZM104 255V256H105ZM108 255V254H107ZM113 255V254H112ZM110 255L109 260L113 263V257ZM133 255V253H132ZM131 255V257H132ZM223 255V254H222ZM232 255V252H231ZM46 256V255H45ZM213 256V255H212ZM237 256V255H235ZM241 256V254H240ZM54 257H58L57 255ZM101 257V256H100ZM127 257V253L126 256ZM219 257V255L217 256ZM225 257V256H224ZM234 257V255H233ZM238 257V256H237ZM86 258V257H85ZM92 258V257H91ZM196 258V257H194ZM227 258V257H226ZM44 259V258H43ZM57 259V258H56ZM61 259V258H60ZM60 259H57L59 261ZM63 259V258H62ZM90 259V258H89ZM127 259V258H126ZM217 259V258H216ZM235 259V258H234ZM54 260V259H53ZM65 260V259H63ZM62 260V261H63ZM67 260V259H66ZM82 260V259H81ZM108 258L107 261L109 262ZM115 260V258H114ZM218 260V259H217ZM219 260H221L219 258ZM61 261V260H60ZM69 261V260H68ZM91 261V260H89ZM106 261V260H105ZM117 261V260H116ZM234 261V260H233ZM51 258L49 256L45 257L44 262L42 261L43 264H51ZM84 262V259H83ZM86 262V260H85ZM118 262H120L118 260ZM117 262V263H118ZM122 262V260H121ZM222 262V261H221ZM225 262V261H224ZM228 262V260H227ZM231 262V261H230ZM56 263V262H54ZM94 263V262H91ZM98 264L97 262H95ZM223 263V262H222ZM59 264V263H58ZM61 264H65V262H61ZM73 264V263H72ZM84 264V263H83ZM100 264V263H99ZM121 264V263H120ZM230 264V263H229ZM237 264V263H236Z\"/></svg>",
    "mask_w": 264,
    "mask_h": 264
},
{
    "label": "snow or ice",
    "instance_id": "obj_3",
    "mask_svg": "<svg viewBox=\"0 0 264 264\" xmlns=\"http://www.w3.org/2000/svg\"><path fill=\"white\" fill-rule=\"evenodd\" d=\"M8 7V5H5ZM35 7V6H30ZM54 8H72L79 7L80 9H108L116 13H120L128 7H136L133 5H126L121 3H108V4H93V5H52ZM155 7H163L156 5ZM183 7L192 9H216L222 8L226 10L229 17L234 18L235 21H243L250 31L255 30L258 23L260 30L261 40L264 41V0L255 2H245V0H228L224 4H189ZM85 19L82 15V20ZM16 48L14 44L5 41L4 43V57L7 62L9 59H15ZM223 83V81H221ZM233 103L237 104V113L240 116V123L237 125L236 136L244 142L248 149V154L255 158L256 156V142L258 139V156H259V169L258 174L260 178V244L258 251L250 241L241 240L240 244L244 252V259L240 260L238 264H264V58L261 61L260 72V86L259 92L256 93L255 89H248L247 91L240 90L236 96L233 97ZM167 183V181L165 182ZM252 207V205H250ZM6 245L5 258L0 259V264H33V262L22 258H16V249L13 247L12 252L7 251V245L12 244L13 241L6 233L2 237ZM198 251V245L190 240H177L175 241L168 251V259L163 260H135L127 259L121 264H221L216 260H205L192 258ZM187 257V258H186ZM68 264V262H65ZM84 264H91V262H84Z\"/></svg>",
    "mask_w": 264,
    "mask_h": 264
}]
</instances>
